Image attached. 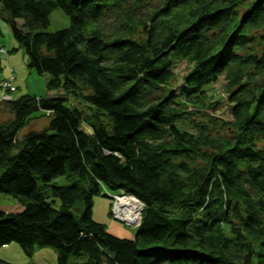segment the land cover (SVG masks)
Returning <instances> with one entry per match:
<instances>
[{
  "label": "trees",
  "instance_id": "16d2710c",
  "mask_svg": "<svg viewBox=\"0 0 264 264\" xmlns=\"http://www.w3.org/2000/svg\"><path fill=\"white\" fill-rule=\"evenodd\" d=\"M56 8L69 25L48 31ZM0 16L46 77L41 95L0 99V193L18 202L0 209V247L50 246L56 264H264V0H0ZM106 187L143 202L133 238L94 218Z\"/></svg>",
  "mask_w": 264,
  "mask_h": 264
},
{
  "label": "rangeland",
  "instance_id": "374dc122",
  "mask_svg": "<svg viewBox=\"0 0 264 264\" xmlns=\"http://www.w3.org/2000/svg\"><path fill=\"white\" fill-rule=\"evenodd\" d=\"M50 22L46 30L55 31L60 28L66 27L69 25V16L60 8H56L51 11ZM18 42L14 38L12 33L11 26L3 20L0 16V47L4 46L6 50H9L13 47L18 46ZM4 53V54H3ZM0 54L1 58V68H0V83L5 79L13 78L12 68L17 65L20 68L22 67L23 71L19 75V70L15 69V81H13L14 86H8L7 90L0 92V99L10 96L19 97L24 93H30L28 91L29 87L27 83V75L32 73L36 77L42 79V83L45 82L46 77L44 75H39L35 70H31L27 65V54L23 47H17L16 50L12 52L5 51ZM12 58V59H11ZM189 68V63L186 60L178 62L174 68L177 73V80L180 82L181 75L187 71ZM31 79H29V82ZM223 78L220 77L219 81L214 83L212 89L216 96L220 97L221 104L219 108L215 109V112L222 116L230 117L229 107L226 105L224 95L222 94L223 87ZM30 84V83H29ZM8 91V92H7ZM32 94V93H31ZM73 98V97H72ZM4 117L7 118V113H4ZM36 118L32 121V126L36 129L43 128L48 123V118L45 115V112L42 110H37L33 114ZM88 128V127H87ZM54 181L59 184H66V178L64 175H59ZM104 192L107 194H99L94 197V206H93V216L96 220L104 222L108 231L122 237L133 238L136 232V226L140 221L141 210L136 220H127L120 219L114 212L117 199L120 197H125L127 194L120 189L113 188H104ZM118 197V198H117ZM17 199L11 195L1 192L0 193V209L4 211L14 210L16 208ZM143 205H141L142 207ZM141 209V208H140ZM110 210L113 214L110 213ZM118 214V213H117ZM117 217V218H116ZM112 221V224H110ZM0 258L16 264H56V253L55 250L50 246L36 247L34 253L29 255L25 252L21 244L17 241H11L7 244H4L0 247Z\"/></svg>",
  "mask_w": 264,
  "mask_h": 264
},
{
  "label": "bare ground",
  "instance_id": "6f19581e",
  "mask_svg": "<svg viewBox=\"0 0 264 264\" xmlns=\"http://www.w3.org/2000/svg\"><path fill=\"white\" fill-rule=\"evenodd\" d=\"M139 208H141V202L138 199L132 196H125L117 199L114 210H116L118 216L120 215V217L133 221L139 215Z\"/></svg>",
  "mask_w": 264,
  "mask_h": 264
},
{
  "label": "crops",
  "instance_id": "0c3cea01",
  "mask_svg": "<svg viewBox=\"0 0 264 264\" xmlns=\"http://www.w3.org/2000/svg\"><path fill=\"white\" fill-rule=\"evenodd\" d=\"M14 67H15V69L20 68L19 66L17 67V65L14 66ZM22 71H23V69L21 67L20 70H19L18 77L21 75ZM29 79H31L30 82H29ZM27 83H28V86H30L29 89H28V91L30 93L37 94V95L40 94L41 95V93L44 92V88H45L44 82L42 83V79L39 78V77H36L34 74L30 73V74L27 75ZM1 115H5V114H1ZM110 224H112V221H110Z\"/></svg>",
  "mask_w": 264,
  "mask_h": 264
},
{
  "label": "built area",
  "instance_id": "2783aa9c",
  "mask_svg": "<svg viewBox=\"0 0 264 264\" xmlns=\"http://www.w3.org/2000/svg\"><path fill=\"white\" fill-rule=\"evenodd\" d=\"M13 77V76H12ZM12 78H10V80L9 81H7L6 83H5V85L7 86V88H8V86H11L12 87V85H13V83H12ZM14 86V85H13ZM127 196H132V197H134V198H136L135 196H133V195H127ZM136 199H138V198H136ZM139 200V199H138ZM140 201V200H139ZM141 202V201H140ZM143 203L141 202V205H142ZM115 209V208H114ZM113 209V210H114ZM114 212H115V214L117 215V212H116V210H114ZM140 213V212H139ZM118 216V215H117ZM120 219L122 218V219H125V218H123V217H120V215L118 216Z\"/></svg>",
  "mask_w": 264,
  "mask_h": 264
}]
</instances>
